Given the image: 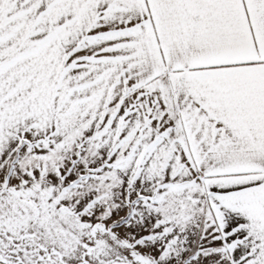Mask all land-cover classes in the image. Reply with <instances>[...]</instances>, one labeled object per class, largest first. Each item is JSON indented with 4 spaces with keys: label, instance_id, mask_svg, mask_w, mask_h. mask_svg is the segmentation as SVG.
Wrapping results in <instances>:
<instances>
[{
    "label": "snow or ice",
    "instance_id": "obj_1",
    "mask_svg": "<svg viewBox=\"0 0 264 264\" xmlns=\"http://www.w3.org/2000/svg\"><path fill=\"white\" fill-rule=\"evenodd\" d=\"M0 264H264V0H0Z\"/></svg>",
    "mask_w": 264,
    "mask_h": 264
}]
</instances>
